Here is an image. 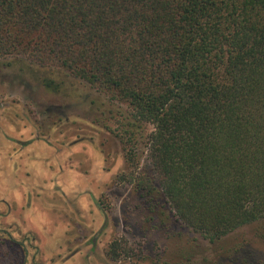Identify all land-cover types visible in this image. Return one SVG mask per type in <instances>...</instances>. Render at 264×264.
Masks as SVG:
<instances>
[{
    "label": "trees",
    "instance_id": "obj_1",
    "mask_svg": "<svg viewBox=\"0 0 264 264\" xmlns=\"http://www.w3.org/2000/svg\"><path fill=\"white\" fill-rule=\"evenodd\" d=\"M9 58L50 93L72 79L126 107L122 179L152 212L163 197L209 243L264 219V0H0Z\"/></svg>",
    "mask_w": 264,
    "mask_h": 264
},
{
    "label": "rangeland",
    "instance_id": "obj_2",
    "mask_svg": "<svg viewBox=\"0 0 264 264\" xmlns=\"http://www.w3.org/2000/svg\"><path fill=\"white\" fill-rule=\"evenodd\" d=\"M47 74L0 59V253L17 264L264 260V219L209 243L177 222L163 197L152 212L122 179L126 107L72 79L50 93L40 81ZM136 152L137 175L147 162L142 146ZM113 242L116 261L106 255Z\"/></svg>",
    "mask_w": 264,
    "mask_h": 264
}]
</instances>
